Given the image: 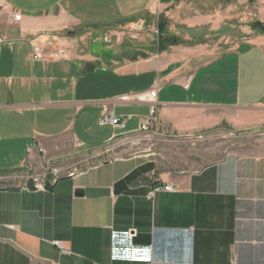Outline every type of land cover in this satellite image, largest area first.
Instances as JSON below:
<instances>
[{
  "label": "crops",
  "instance_id": "obj_1",
  "mask_svg": "<svg viewBox=\"0 0 264 264\" xmlns=\"http://www.w3.org/2000/svg\"><path fill=\"white\" fill-rule=\"evenodd\" d=\"M177 2L0 0V264H264V152L75 167L77 148L143 132L152 108L149 129L187 137L209 135L223 111L264 110V36L190 71L173 46L156 51L149 18ZM33 38L69 58L33 60ZM105 108L122 126L99 124Z\"/></svg>",
  "mask_w": 264,
  "mask_h": 264
},
{
  "label": "rangeland",
  "instance_id": "obj_2",
  "mask_svg": "<svg viewBox=\"0 0 264 264\" xmlns=\"http://www.w3.org/2000/svg\"><path fill=\"white\" fill-rule=\"evenodd\" d=\"M149 19L156 31V51L173 46L179 62L187 63L190 71L241 40L264 36V0H179L166 13H156ZM188 20L195 27L186 29L184 23ZM144 33L138 38L151 39ZM128 36L125 32L122 38ZM222 114L223 121L209 135L177 136L166 125L156 124L146 132L115 138L91 152L77 148L75 167L79 163L153 153L162 167L190 168L229 151L264 152V110H226Z\"/></svg>",
  "mask_w": 264,
  "mask_h": 264
},
{
  "label": "built area",
  "instance_id": "obj_3",
  "mask_svg": "<svg viewBox=\"0 0 264 264\" xmlns=\"http://www.w3.org/2000/svg\"><path fill=\"white\" fill-rule=\"evenodd\" d=\"M20 17H21L20 14H17V13L12 14V18L15 20H18ZM0 41H1V39H0ZM30 44H31V58L33 60L61 61V60H67L69 58L67 50L61 46H57V47L50 49V50H45L42 47L41 42L38 41L36 38L31 39ZM154 111H155V109L152 108L150 116L147 118V120L145 122L140 124V126H139L140 131H143V132L148 131L149 126L151 124L155 123L156 120H155ZM106 123H110L114 126H122L121 118L119 116H115L107 108L104 109L103 113L99 117V124H106ZM35 187L39 188V189L43 188V186L40 183H37L35 185ZM159 190L170 191L173 189L171 186L165 185L163 187L154 188L151 193H153L155 191H159ZM131 234H133V233L131 232ZM53 244L55 246H57V248L60 250V252H62V253H68L69 252L66 247L62 246L61 242L55 241ZM228 264H235L234 257L230 256V258L228 260Z\"/></svg>",
  "mask_w": 264,
  "mask_h": 264
},
{
  "label": "water",
  "instance_id": "obj_4",
  "mask_svg": "<svg viewBox=\"0 0 264 264\" xmlns=\"http://www.w3.org/2000/svg\"><path fill=\"white\" fill-rule=\"evenodd\" d=\"M261 26H262V28H264V21L261 23ZM69 33L71 34V33H73L72 31H69ZM82 193V191L81 190H76V194L77 195H80Z\"/></svg>",
  "mask_w": 264,
  "mask_h": 264
},
{
  "label": "trees",
  "instance_id": "obj_5",
  "mask_svg": "<svg viewBox=\"0 0 264 264\" xmlns=\"http://www.w3.org/2000/svg\"><path fill=\"white\" fill-rule=\"evenodd\" d=\"M263 30H264V28H262ZM172 38V37H171ZM171 42L174 44V43H176V42H173L172 40H171Z\"/></svg>",
  "mask_w": 264,
  "mask_h": 264
}]
</instances>
